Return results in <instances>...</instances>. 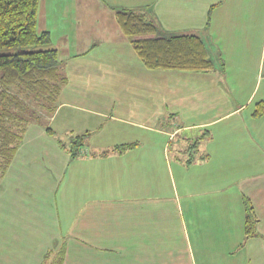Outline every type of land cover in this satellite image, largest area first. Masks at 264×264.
<instances>
[{"label":"crops","instance_id":"obj_1","mask_svg":"<svg viewBox=\"0 0 264 264\" xmlns=\"http://www.w3.org/2000/svg\"><path fill=\"white\" fill-rule=\"evenodd\" d=\"M124 8L198 36L213 70L145 69ZM37 31L65 84L0 181V264H264V0H39Z\"/></svg>","mask_w":264,"mask_h":264},{"label":"trees","instance_id":"obj_2","mask_svg":"<svg viewBox=\"0 0 264 264\" xmlns=\"http://www.w3.org/2000/svg\"><path fill=\"white\" fill-rule=\"evenodd\" d=\"M38 6L39 0H0V50L30 48L0 54V181L27 127L41 121L42 117H50L65 84V79L58 73V53L50 48L49 33L37 31ZM114 13L121 33L145 69L186 73L213 70V63L198 36L160 35L159 28L139 12L124 8L116 9ZM32 100L42 111L38 117L37 111H31L27 104ZM263 114L264 105L259 103L253 116L258 118ZM89 135L85 132L73 136L66 143L59 141V146L75 158ZM134 146L135 143L120 144L104 154L122 153ZM244 204L243 234L246 240L255 236L257 220L251 203L244 200ZM64 256L63 247L57 249L56 254L49 251L41 264H63Z\"/></svg>","mask_w":264,"mask_h":264},{"label":"rangeland","instance_id":"obj_3","mask_svg":"<svg viewBox=\"0 0 264 264\" xmlns=\"http://www.w3.org/2000/svg\"><path fill=\"white\" fill-rule=\"evenodd\" d=\"M41 48V47H40ZM24 50H30V48H14V49H7V50H0V54L1 53H13V52H19V51H24ZM36 102L35 101H30L27 102V104L30 106L31 111L36 112V116L38 117V115H41L42 111L36 108ZM39 110V111H38ZM43 118V117H42Z\"/></svg>","mask_w":264,"mask_h":264}]
</instances>
